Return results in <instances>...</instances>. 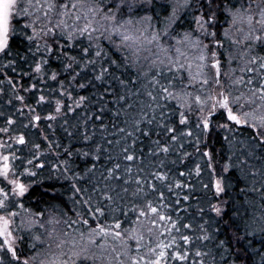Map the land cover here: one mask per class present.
I'll list each match as a JSON object with an SVG mask.
<instances>
[{
	"label": "snow or ice",
	"instance_id": "obj_1",
	"mask_svg": "<svg viewBox=\"0 0 264 264\" xmlns=\"http://www.w3.org/2000/svg\"><path fill=\"white\" fill-rule=\"evenodd\" d=\"M0 101V264H264V0H0Z\"/></svg>",
	"mask_w": 264,
	"mask_h": 264
},
{
	"label": "trees",
	"instance_id": "obj_2",
	"mask_svg": "<svg viewBox=\"0 0 264 264\" xmlns=\"http://www.w3.org/2000/svg\"><path fill=\"white\" fill-rule=\"evenodd\" d=\"M0 103H2V101H0ZM16 107H21V105L17 102L16 103ZM3 110L6 113H8V114H11V113L14 112V109H11V108H9L7 106H4ZM25 111H27V110H25ZM16 118H19L18 117V114H17V117ZM0 126H3V118H0ZM33 131H35V130H33ZM165 195H166V198H167L168 197V193L166 192ZM149 199H154V197L150 195L149 196ZM172 215H173V219H175L177 214L176 213H172Z\"/></svg>",
	"mask_w": 264,
	"mask_h": 264
},
{
	"label": "rangeland",
	"instance_id": "obj_3",
	"mask_svg": "<svg viewBox=\"0 0 264 264\" xmlns=\"http://www.w3.org/2000/svg\"><path fill=\"white\" fill-rule=\"evenodd\" d=\"M25 122H27L26 119H25ZM2 135H3V134H0V136H2ZM5 138H6V137H5Z\"/></svg>",
	"mask_w": 264,
	"mask_h": 264
}]
</instances>
